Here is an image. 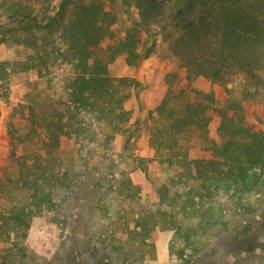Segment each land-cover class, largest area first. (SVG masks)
Listing matches in <instances>:
<instances>
[{
  "label": "trees",
  "instance_id": "trees-1",
  "mask_svg": "<svg viewBox=\"0 0 264 264\" xmlns=\"http://www.w3.org/2000/svg\"><path fill=\"white\" fill-rule=\"evenodd\" d=\"M0 22V43L7 45L38 46L55 35L63 38L65 49H58L73 78L59 106L91 113L106 141L129 122L125 103L141 85L132 76H114L107 63L113 50L129 66L153 56L167 59L186 70L188 81H237L218 109V140L208 128V112L216 109L214 89L196 91L193 102L183 89L169 93L150 110L149 142L159 164L157 175L145 172L158 200L145 198L146 208L134 210L140 188L129 176L132 158L116 168V185L97 186L94 215L83 212L66 220L70 231L49 264H142L155 258L156 229L172 232L168 252L179 264H194L213 239L232 233L236 248L261 250L264 257V132L242 123L256 101L264 103V0H0ZM116 24L123 31L119 37L112 29ZM153 26L160 40L153 33L140 47L141 30ZM30 58L25 67L42 71ZM188 131L191 135L184 136ZM59 135L48 130L42 139L45 164L35 159L25 166L16 187L29 188L30 201L11 208L1 232H25L34 216L56 220L74 193L78 179L70 170L79 152L62 148ZM193 138L208 143L209 157L182 154V140ZM217 193L235 197L238 212L249 214L242 230L232 225Z\"/></svg>",
  "mask_w": 264,
  "mask_h": 264
},
{
  "label": "rangeland",
  "instance_id": "rangeland-1",
  "mask_svg": "<svg viewBox=\"0 0 264 264\" xmlns=\"http://www.w3.org/2000/svg\"><path fill=\"white\" fill-rule=\"evenodd\" d=\"M113 32L119 37V25L112 26ZM159 28L143 27L140 33L139 46L145 41L158 35ZM3 32L0 22V33ZM155 33V35H152ZM14 34V32H13ZM15 35V34H14ZM63 38L60 35L46 41H39L38 46L0 43V224L3 218L11 214V208L16 204H27L30 201L29 188L17 189L21 179L25 177V166L35 159L45 164L40 154L45 152L42 139L47 138V131L59 132L62 148L77 149L79 152L76 168L71 173L76 174L78 184L74 193L60 207L56 220H49L43 216H34L24 231H0V264H49L50 258L59 250L67 233L70 231L66 220L85 212L94 215L90 210L95 205L98 195L97 186L109 185L116 182L112 175L116 168H125L132 158L135 167L129 176L140 188V196L134 201V210L146 208L145 198L157 201L156 187L146 175L158 174L159 156L150 145L151 122L149 109L137 99L147 97L154 105L153 108L169 93L184 90L186 98L193 102L196 91L214 89L216 109L209 110V135L212 139H219L218 125L220 117L218 109L223 107L227 97V90L232 88L236 80L228 84L213 83L204 77H197L188 81L186 70L169 60L161 62L160 67L169 70L175 77L170 85L160 83L155 75L149 73L151 81L132 90L134 101H128L131 116L120 132H117L108 141L104 132L94 125V118L87 111H74L59 106L64 98L63 88L71 86L72 74L69 66L62 61L60 50L65 49ZM108 39L103 46L108 45ZM35 57L37 68H26L28 58ZM44 56V57H43ZM31 59V58H30ZM43 59V61H42ZM108 66L114 76L132 75L137 66H129L118 52L113 50L108 59ZM151 71V70H150ZM152 72V71H151ZM146 82V81H145ZM148 87L147 96H139L141 90ZM150 87V88H149ZM70 90V89H69ZM204 92V91H203ZM71 99L68 100L70 102ZM150 102V104H151ZM152 108V109H153ZM151 109V110H152ZM242 123L254 131L264 132V103L256 101L253 107L243 115ZM62 122V126L60 125ZM62 129H58V127ZM188 131L184 136H190ZM182 137V135H180ZM182 154L197 158L206 156L208 143L201 139L182 140ZM110 180V181H108ZM19 182V183H18ZM218 202L229 214L232 225L242 230L250 220L247 213L238 212L235 207V197L228 193L215 194ZM256 219H259V207ZM237 230V231H238ZM235 230V232H237ZM172 232L156 229L151 234V241L156 246L155 258H149L142 264H179L180 258L170 255L168 242ZM236 234H224L213 239L199 258L196 264H264L261 250H240L234 245ZM213 260V263L211 262ZM194 263V264H195Z\"/></svg>",
  "mask_w": 264,
  "mask_h": 264
},
{
  "label": "crops",
  "instance_id": "crops-1",
  "mask_svg": "<svg viewBox=\"0 0 264 264\" xmlns=\"http://www.w3.org/2000/svg\"><path fill=\"white\" fill-rule=\"evenodd\" d=\"M164 60H166V59H163L159 56L149 57L148 59H146L144 62H142L140 65H138L132 71L131 76L134 77L135 79H137L138 81H140L141 85H142V83H148L149 81H151L150 77H148V76H150L149 73H151V75H155V79H157L160 83L162 82L163 84L170 85L171 82L173 81V78L175 77V75L169 73V70H164L163 68L160 67L161 62ZM145 87H147L146 84H145ZM199 90H200V88H199ZM203 91L207 92V90H203ZM148 92H149V89L147 87V88L141 90L139 96H144V95L147 96ZM130 98H131V100H130ZM130 98L125 103V108L127 110L131 109V108L128 109V107H127L128 101L130 100L129 101L130 104H132V102L134 101L133 97H130ZM137 100H139V102H141V103L144 102L147 105V108L149 110H151L153 108L154 104L150 100H148L147 97L142 98V99L139 98ZM150 102H151V104H150ZM209 156H210V153H207L206 156L203 154L202 157L206 158Z\"/></svg>",
  "mask_w": 264,
  "mask_h": 264
},
{
  "label": "built area",
  "instance_id": "built-area-1",
  "mask_svg": "<svg viewBox=\"0 0 264 264\" xmlns=\"http://www.w3.org/2000/svg\"><path fill=\"white\" fill-rule=\"evenodd\" d=\"M257 170H259V171H260V169H259V168H257Z\"/></svg>",
  "mask_w": 264,
  "mask_h": 264
}]
</instances>
